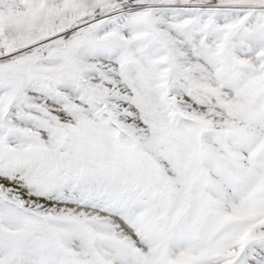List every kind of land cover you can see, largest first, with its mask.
Returning <instances> with one entry per match:
<instances>
[{
	"label": "snow or ice",
	"instance_id": "6c2138e0",
	"mask_svg": "<svg viewBox=\"0 0 264 264\" xmlns=\"http://www.w3.org/2000/svg\"><path fill=\"white\" fill-rule=\"evenodd\" d=\"M0 264H264V0H0Z\"/></svg>",
	"mask_w": 264,
	"mask_h": 264
}]
</instances>
